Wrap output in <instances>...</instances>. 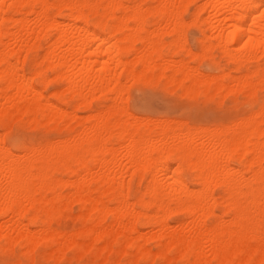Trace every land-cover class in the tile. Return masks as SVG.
Listing matches in <instances>:
<instances>
[{
    "label": "bare ground",
    "instance_id": "1",
    "mask_svg": "<svg viewBox=\"0 0 264 264\" xmlns=\"http://www.w3.org/2000/svg\"><path fill=\"white\" fill-rule=\"evenodd\" d=\"M262 3L0 0V252L22 247L13 264L69 250L89 264H264ZM192 5L198 51L181 39ZM218 51L228 66L203 71ZM141 80L257 108L207 126L144 118L126 94ZM21 124L66 134L24 141ZM71 201L79 224L55 227Z\"/></svg>",
    "mask_w": 264,
    "mask_h": 264
},
{
    "label": "rangeland",
    "instance_id": "2",
    "mask_svg": "<svg viewBox=\"0 0 264 264\" xmlns=\"http://www.w3.org/2000/svg\"><path fill=\"white\" fill-rule=\"evenodd\" d=\"M194 10H195V6L192 5L189 12H187V14H186V21L187 20L188 21L186 22L184 29L185 30L187 29V35L185 33H181V35L183 34L181 39H182L183 43L192 47L195 51H198L199 45H200V39L203 37V34H202V30H200L198 28V26L195 24V22H193V20L191 19L192 13ZM189 21H190V23H188ZM232 21L229 22V24L234 22V21L233 22ZM187 23L190 25H187ZM183 37H184V39H186V41L183 39ZM166 38L169 39L170 38L169 35H166ZM40 52H42V50H40ZM216 53H218V54H216L217 56H216V62L215 63H211V61L206 60L201 64V69L203 71L214 73V72L218 71L216 69L218 64L223 65V66H228V62L226 61V59L223 56H221V52L218 51ZM28 66L29 65L27 63L26 69H28ZM138 82L139 83H137V81H136L134 83L129 84V87L131 85L130 91H129V89H127L128 92H126L127 95L129 94L128 95L129 100L127 97H125V98H127V100H128L127 103L129 102V104H127L128 108L129 109L131 108L130 110L132 112H134L135 115L136 114H137V116L142 115L140 117H144V118H146V116L154 117V120L157 117H158L157 119H174V118L176 119L177 118L176 120H178V119L179 120L182 119L183 121L185 120L186 122L190 123V125L207 126V124L208 125H215V124H220L223 122H228L240 114H245V113L249 112L252 109V107H254V106H255L254 108H257V104H254V106H253L252 103L247 102L244 95H240L239 100H237V101H234V99L231 98L232 96H227V97H225V99L223 98L224 100L222 99L223 101L220 99L222 101V103H221V101L219 99L207 97L203 94H200L197 96H187V95L184 96V94L180 90L172 89V87L166 86L163 83H158V82L155 83V81L147 83V82H144L143 80L138 81ZM56 88H57V85H55V84H51V85L47 86V88H45V94L46 95L49 94L53 98V95H51V94H53L55 92L54 90H56ZM159 89H161V90H159ZM171 89L175 90V91H172ZM170 90L172 91V93L169 92ZM163 92H165V93H163ZM182 94H183V96H182ZM240 97H242V98H240ZM229 102H230V104H229ZM125 104H126V102H124V105ZM127 105H125V106H127ZM79 113H80V115L81 114L86 115L87 111L86 110H80ZM148 119H153V118H148ZM187 120H189V121H187ZM210 120H211V122H210ZM202 121H204V122H202ZM15 128L17 129V132H16V129H14V132H13L14 137H18L24 141H38V140H43L46 138L57 139V138L65 136V134H66V130L59 131L58 129H54L52 127H47L44 125L36 126L33 129V128H31L30 125L21 124ZM28 133H29V135H28ZM217 192H219V190H217ZM79 208H81V204L79 202L71 201L69 204V209L71 212L67 211L66 213H64L62 215V216L68 217V218H65V220L62 221V217L60 216L56 220L57 222L56 221L54 222V226L58 227L60 229H63V230H71V229L75 228L76 225L79 224L78 220L76 219V214L78 213V211H80ZM74 211L76 213H74ZM218 212H219V210H218ZM73 213L75 214V216H73ZM69 216L72 218L74 217L75 219H72V218L70 219ZM179 216L180 215H173L171 217L172 223H176L177 217H179ZM62 222H63V225H61ZM67 224H70V225H68L69 229L66 227ZM148 246H150L152 249H154L153 251L158 250V243L155 240L149 241ZM22 249H23L22 247L16 246L12 252H9V253L0 252V260H1L0 264H3V263L4 264H13L20 259L25 262V259L22 255V252H23ZM67 252L68 253H66V256L63 259H60V260L43 259L44 257H41L37 264H56V263L57 264H89L93 258L90 253H87L82 257L83 258V260H82L81 258L79 259V258L75 257L74 252L72 250L71 251L69 250ZM61 260H63L64 262L63 261L60 262ZM125 261H126V258L123 257L122 262H125ZM208 262H209V260L208 261L202 260V261L197 262V263L198 264H210V262L209 263ZM178 263L181 264L180 261L174 260L170 264H178ZM153 264H164V263H162V260L156 259L153 262ZM211 264H212V262H211Z\"/></svg>",
    "mask_w": 264,
    "mask_h": 264
},
{
    "label": "snow or ice",
    "instance_id": "3",
    "mask_svg": "<svg viewBox=\"0 0 264 264\" xmlns=\"http://www.w3.org/2000/svg\"><path fill=\"white\" fill-rule=\"evenodd\" d=\"M261 7H264V3L261 4ZM261 17H264V12L260 13Z\"/></svg>",
    "mask_w": 264,
    "mask_h": 264
}]
</instances>
